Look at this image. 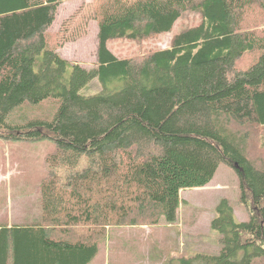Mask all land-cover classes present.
I'll list each match as a JSON object with an SVG mask.
<instances>
[{"label": "trees", "instance_id": "1", "mask_svg": "<svg viewBox=\"0 0 264 264\" xmlns=\"http://www.w3.org/2000/svg\"><path fill=\"white\" fill-rule=\"evenodd\" d=\"M66 1L0 0V140L55 149L40 187L42 221L0 225V264H90L97 243L54 226L92 232L144 207L140 215L159 213L172 224L180 192L205 187L221 164L237 175L248 219L237 221L220 200L209 224L219 251L174 264H264V168L230 128L264 129V36L241 28L244 11L255 4L264 12V0H96L90 69L62 58L64 41L48 37ZM185 12L200 20L167 48L136 58L110 49L112 41L170 33ZM245 54L255 58L238 71ZM46 102L55 107L50 117L31 116Z\"/></svg>", "mask_w": 264, "mask_h": 264}, {"label": "rangeland", "instance_id": "2", "mask_svg": "<svg viewBox=\"0 0 264 264\" xmlns=\"http://www.w3.org/2000/svg\"><path fill=\"white\" fill-rule=\"evenodd\" d=\"M95 1L68 0L61 3L53 24L47 30L51 43L64 41L58 48L62 58L87 69L97 64V28L90 8ZM199 20L198 14L185 12L170 33L153 36L139 43L112 41L109 46L120 57H143L151 50L169 47L176 33L196 25ZM241 28L264 36L262 8L255 4L248 7L243 13ZM254 58L255 54L243 55L235 64L236 69L244 70ZM97 88L96 82H93L88 92H96ZM54 110L53 104L46 102L39 107H33L30 112L31 116L42 118L50 117ZM230 128L245 136L249 158L264 168V129L252 124H231ZM0 141L7 143L0 150V163L5 165L1 172L10 181H26L29 196L25 205L26 212L35 217L41 210L39 189L50 177L48 158L55 149L49 142ZM10 152L15 158L10 157L9 161L6 156ZM80 167H83L82 164ZM179 196L180 206L176 221L172 224L166 223L159 213L140 215L145 209H149L144 207L138 208L134 214L126 212L128 216L120 223L93 226L92 232L88 231L91 228L87 225L74 228L60 225V228L54 227L56 232L66 229V236L72 240L86 238L85 241L97 243L99 251L92 264H174L181 256L219 251L220 235L212 231L209 224L220 200H227L237 221L244 222L248 219L247 206L239 201L237 175L228 166L219 165L213 179L205 187L182 190ZM46 226L52 227L47 222Z\"/></svg>", "mask_w": 264, "mask_h": 264}, {"label": "crops", "instance_id": "3", "mask_svg": "<svg viewBox=\"0 0 264 264\" xmlns=\"http://www.w3.org/2000/svg\"><path fill=\"white\" fill-rule=\"evenodd\" d=\"M3 144L0 141V150L3 148ZM22 149V147L20 148ZM10 161V157L15 158L11 152L7 154ZM2 159V158H1ZM16 164V163H14ZM3 165L0 163V225L2 226H25L27 224L41 223V210L40 214L35 217H31L32 214L26 212V203L28 196V184L25 180H12L8 177H4L1 171ZM5 166V165H4ZM40 198V189H39ZM40 203V200H39ZM99 251V249H98ZM96 258V257H95ZM94 258V259H95ZM94 261V260H93ZM92 261V262H93ZM92 262L90 264H92Z\"/></svg>", "mask_w": 264, "mask_h": 264}]
</instances>
